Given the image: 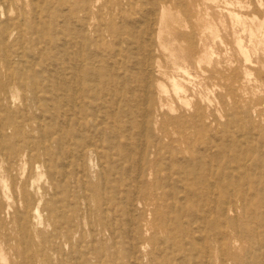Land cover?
<instances>
[{"label": "bare ground", "instance_id": "1", "mask_svg": "<svg viewBox=\"0 0 264 264\" xmlns=\"http://www.w3.org/2000/svg\"><path fill=\"white\" fill-rule=\"evenodd\" d=\"M99 1L44 0L32 6L34 21L25 23L24 6L17 9L10 5L0 21V145L8 151L7 173L21 170L23 162L30 165L43 158L48 165L46 174L41 166H37L39 171L34 169L39 178L46 176L53 185L58 174L68 176L69 156L74 160L70 165H80L90 151L107 164L110 178L102 177L100 188L82 184V192L70 193V201L66 196L64 203L58 199L46 203L42 210L40 206L36 209L39 217L46 214L48 223L63 239L73 241L74 229L80 226L79 218L90 214V204L97 200L107 206L105 209L94 206L98 216H105L98 221L99 226L113 230L123 200L136 194L131 206L138 213L142 235L138 234L135 241L144 243L145 233L165 227L173 236L168 234L164 241L153 236L152 243L165 242L182 251L180 260L168 255L164 264H206L203 259L213 257L218 264H241V260L243 264H264V133L259 132L261 153L258 144L241 130L237 137L227 128L223 130L219 140H226V146L220 141L198 142L199 137L213 132L218 121L212 114L203 115L198 104L191 112L193 106L184 97L187 90L180 74L184 71L182 67L175 68L174 76L169 77L182 106L179 116L169 118L164 112L161 82L157 83L155 93L159 102L151 103H155L152 110L146 106V111H141L138 100L124 92L123 86L133 78L120 71L123 62L110 66L108 58L116 54L103 48L106 40L99 36L100 32L98 35L100 30H93L95 41H89L82 28H90L88 19L92 11L103 12L106 6L98 8ZM166 15L163 13L160 21L161 33ZM113 33L119 36L115 28L110 37L116 41ZM27 49H31L30 53ZM143 59H137L142 67L147 63ZM148 64L143 69L146 74L149 67L153 68L151 62ZM68 70L71 73H66ZM151 85L150 82L145 85L149 92ZM17 104L32 110L30 119L23 122L15 119L21 111L14 109ZM47 119L59 120V124L46 123ZM167 122L178 131L167 129ZM137 126L139 133L134 132ZM8 127H14L12 136H8ZM124 130L134 132L128 137L127 151L120 141ZM174 131L182 135L174 137ZM132 136L146 139L147 146L134 148L129 143ZM18 137L22 140L18 141ZM187 141L192 144L188 146L189 156L183 147ZM234 198H240L241 204ZM77 200L84 203L86 213L76 207ZM72 211L74 216L68 220ZM185 217H191L192 221H185ZM193 225L198 226L202 240L196 239ZM99 236L104 239L102 234ZM211 243L220 249L218 255L208 248ZM200 245L203 249L198 251L202 255L195 259L193 250L197 251Z\"/></svg>", "mask_w": 264, "mask_h": 264}, {"label": "rangeland", "instance_id": "2", "mask_svg": "<svg viewBox=\"0 0 264 264\" xmlns=\"http://www.w3.org/2000/svg\"><path fill=\"white\" fill-rule=\"evenodd\" d=\"M41 2L44 0H0V21L12 5L17 9L24 6L23 22H33L32 6L40 5ZM103 5L106 7L101 14L91 12V18L88 19L90 28H82L89 41H95L92 31L100 30L97 31L98 35L100 32L99 36L106 40L103 41V48L116 54L115 57L108 58L110 66L117 61L123 62L120 71L133 78L130 84L123 86L124 92L138 100L141 111L145 112L147 107L152 110L156 101L159 102L155 93L158 90L157 83L161 82L163 90L160 97L165 105L164 112L169 118L179 116L182 106L174 94L169 77L174 76L175 68L182 67L184 71L180 74L187 90L184 97L193 106L191 112H194V107L198 104L203 115L212 114L218 121L213 132L199 137L198 142H219L225 128L236 137L242 134L241 130L250 135V140L260 148L258 152H262L263 143L259 132L264 133V0H100L98 8ZM161 13L167 14L162 33ZM77 26L75 28L78 30ZM129 26L132 29L127 31ZM113 28L119 34L117 36L113 33L117 37L116 41L110 37ZM31 49H27L28 53ZM137 59L146 60L147 63L142 67L137 64ZM149 62L153 68L149 67L146 74L143 69L149 66ZM149 82L152 83L150 92L146 87ZM153 101L154 105L151 104ZM15 108L21 109L15 118L19 122L27 121L32 116L30 114H33L32 110L23 105L20 107L17 104ZM46 123L56 126L59 120L54 122L47 119ZM167 123V129L175 130L170 122ZM252 127L255 131H251ZM138 131L139 126L134 129L135 133ZM134 132L124 130L122 133L120 141L126 151L130 149L127 146L128 137ZM7 133L12 136L14 127H8ZM187 133L191 135L190 130ZM179 135L182 134L175 133L174 137ZM132 139L129 143L134 148L147 146L146 139L141 140L136 136H132ZM17 140L21 141L22 138L18 137ZM220 142L224 146L228 145L226 140ZM184 145L186 156H189L188 146L192 144L187 141ZM2 146L0 145V264H164L168 255L180 260L182 251L177 247L169 246L165 242L161 246L152 243L153 236L163 241L170 235L173 236L165 227H157L151 233H145L147 236L144 243L138 244L135 241L138 234L142 235L138 213L131 206L137 199L136 194L128 200L121 197L124 200L119 208V220L113 230L99 226L98 221L104 215L98 216L95 207L99 205L105 209L107 206L102 200H97L90 204V214L79 218L80 226L74 229L76 234L73 241L63 239L55 232L56 228L48 223L46 214L41 213L42 216L39 217L36 209L40 206L42 210L46 203L58 199L64 203L66 196L70 201V193H81L84 188L82 184L100 188L102 177L110 178L111 170L104 160H98L95 154L91 155L87 151L80 165H70V161L74 160L69 156L68 176L64 178L58 174L52 185L46 176L39 178L37 166L42 167L43 174L48 171V165L43 158L30 165H25L22 161L24 166L21 170L7 173L8 151ZM88 196L90 197V193ZM234 200L241 204L240 198ZM75 202L78 203L76 207L86 213L84 203L78 200ZM74 212L68 213V220L74 216ZM107 218L110 219V216ZM184 219L192 221L191 217ZM198 231V226L193 225L195 237L200 241L202 235ZM177 235L180 237L178 232ZM208 245L218 255L220 249L214 243ZM199 249H203V246H197V251L193 250L195 259L202 255ZM203 260H206V264H218L214 257Z\"/></svg>", "mask_w": 264, "mask_h": 264}]
</instances>
